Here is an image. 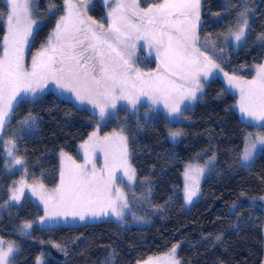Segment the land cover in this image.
I'll return each mask as SVG.
<instances>
[{"label":"trees","instance_id":"trees-1","mask_svg":"<svg viewBox=\"0 0 264 264\" xmlns=\"http://www.w3.org/2000/svg\"><path fill=\"white\" fill-rule=\"evenodd\" d=\"M161 0H158V2ZM63 0H34L33 19L37 26L30 37V50L45 43L58 17ZM77 3L78 0H73ZM148 0H141L147 5ZM247 8L248 26L242 45L230 53L229 71L251 74V67L264 59V0H202L199 35H216L232 27L239 11ZM7 11L0 0V12ZM87 15L107 27L98 3ZM0 17V52L6 25ZM147 68L155 71L156 58L144 41L137 47ZM236 97L225 91L218 79L209 81L202 98L190 112V122L182 125L177 143L167 138L166 119L156 113L155 120L144 124L137 134L132 126L128 139L131 164L138 181H147L152 190L151 203L162 214L144 228H120L112 221L53 228H34L28 239L16 236L14 228L33 221L42 211L24 198L19 205L2 211L0 238L14 239L18 252L11 264H36L41 254L43 264H136L149 256L163 254L178 244L180 264H262L264 255V206L257 200L264 196V147L252 163L240 165L244 137L253 127L244 123L233 109ZM37 119V132L15 137L16 152L23 160L20 168L29 177L41 176L51 187L58 176L56 154L65 152L76 159V148L92 131V115L85 108L57 98L48 92L34 101L15 106L11 122L0 137V210L7 202L6 187L21 171L7 175L3 169L5 139L25 116ZM111 127H117L110 123ZM264 134V127L261 128ZM214 153L215 162L200 187V197L185 210L182 200L181 171L185 163L203 154ZM237 207L230 211V207ZM219 237V239H217ZM50 247L62 253L58 259Z\"/></svg>","mask_w":264,"mask_h":264},{"label":"snow or ice","instance_id":"snow-or-ice-1","mask_svg":"<svg viewBox=\"0 0 264 264\" xmlns=\"http://www.w3.org/2000/svg\"><path fill=\"white\" fill-rule=\"evenodd\" d=\"M6 4L7 11L0 12L6 25L0 52V137L11 122L15 106L29 95L35 97L49 82L74 94L81 104L98 109L100 120L106 119L120 101L135 109L141 97H147L153 105L162 104L173 116L181 115V105L195 100L203 90L201 77L207 79L213 69L220 67L197 47L201 0H148L146 7L141 6V0H111L106 28L87 15V0L77 3L64 0L65 14L59 17L46 44L32 56L30 68L25 66L24 53L36 24L33 0H6ZM247 26L245 9L239 12L238 23L235 29L228 30L225 40L232 37L241 41ZM139 41L154 49L158 61L155 71L144 72L134 63L132 57ZM224 75L228 84L239 90L240 112L250 122H264V65L256 66V76L250 81ZM32 120L29 115L21 123L28 125ZM171 135L175 138L180 133ZM258 146H264V135L249 133L240 157L242 163L252 160ZM15 147L10 139L5 145L6 154L12 157L14 165H22L23 160L14 156ZM80 148L84 152L83 163L61 152L68 163L63 165L62 159L58 186L50 194H41L42 223L59 216L78 217L83 221L86 216L97 217L109 212L123 219L128 201L116 187L117 181L123 182L117 171L123 170L129 184L135 180L123 129L101 136L97 128ZM97 152L104 159L99 174L93 159ZM189 171L199 177L204 168L189 164L185 176L191 179ZM18 184L19 187L11 189L13 201H19L23 194L24 179ZM39 187L43 189L42 184ZM197 190L198 178L192 179V186L185 187L186 203H191ZM32 191L36 194L35 188ZM31 227L26 222L22 230ZM178 247L173 245L169 253L155 261L149 257L144 264H179ZM13 253V243L5 246L0 240V264H11Z\"/></svg>","mask_w":264,"mask_h":264},{"label":"rangeland","instance_id":"rangeland-1","mask_svg":"<svg viewBox=\"0 0 264 264\" xmlns=\"http://www.w3.org/2000/svg\"><path fill=\"white\" fill-rule=\"evenodd\" d=\"M159 2H162V0ZM94 3H98L102 6L104 13H105V18L108 21L107 13L110 10L111 0H87L86 11L89 10L94 5ZM141 6L146 7L147 5H141ZM33 9H34V0H33V4H32V12H33ZM245 9L247 10L246 7H245ZM245 9H243L241 11H244ZM241 11H239V12H241ZM200 12H201V4H200ZM239 12H238V14H239ZM64 14H65V12H64V0H63V2H62V14L61 15H64ZM238 14L236 16V22L232 27H229L225 31L220 32L216 35H209V36L205 35L203 37H200V35H199L200 20H199L198 25H197V34H198L200 39H199V42L197 44V47H199L201 51H204L206 55L210 56L215 61V63H217L220 66L219 69H213L211 71V73L209 74V76L207 77V79H205L204 77H201V80H202L203 89H204L205 85L209 81H211L213 79H218L222 83L225 91H227L228 93H230L236 97V102H235V105L233 106V109L237 112L239 118L244 123H247L253 127L254 130L251 133H253V134L260 133V134L264 135L263 132L261 131V128H262L261 125L264 124V122H261L260 124L250 122L249 119L246 116H244V114H242L240 112L239 107H238L239 100H240L239 90L232 88L228 84L227 78L224 75L225 73H227L228 76L235 75V76H238L239 78H241L242 80H249L250 81V80L254 79L256 76V66L264 65V59H263L261 64L251 67L252 71H251V74L249 76L243 75L242 72L229 71V68H226V67H231V65H230V53H235L239 49V47L242 45L243 40H244V37L239 42L235 41V39L232 37H229L227 40H225V35L228 33V30L230 28L235 29V27L238 23ZM59 17H58V19H59ZM58 19L56 20V23H57ZM247 19H248V14H247ZM56 23H55V25H56ZM55 25H54L53 29L55 28ZM36 26H37V24H35L33 26V30ZM30 37H29L28 45L26 46L25 53H24L25 66L28 68H30V66H31L32 56L37 51H39L41 49V46H42L41 45L40 48H38V49L30 50V48H29ZM46 41L43 45L46 44ZM147 47H148V45H147ZM148 51L150 52V54H152L156 58V53H155L154 49H150L148 47ZM1 52H2V50H1ZM138 54H139L138 49H135L132 59H133L134 63L136 64V66L141 68V70L144 72L151 71L146 66L147 64L145 63V60H144L145 58L143 59L142 58L143 56L142 55L138 56ZM48 92L53 93L59 99L70 101L78 107L85 108L92 115L93 129L89 133V135L81 143H79L77 145L76 159L73 156H71L70 154L64 152L66 154V156H71L77 163H83L84 152L80 148V145L82 143H84V141H86L88 139V137L94 131H97V128H99V135H101V136L108 134V133H111L113 131H120L121 129H123V135H125L127 137V143H128L129 133H130V135H132L131 134L132 132L127 130L126 126H129V125L132 126V129H134L135 132L138 134L142 130L141 122L144 124H147L149 122H153L155 120L157 112H160L166 119L165 122H166L168 140L172 143H177L182 136V125L190 122V116H189L190 112L194 109L196 103L201 100L203 90L201 92L197 93V98L195 100L185 101L184 104L181 105V108H182V114L181 115H173V116H170L168 114L167 110L163 107L162 104L161 105H153L147 97H141L140 101L136 105L135 109H133L131 107V105L127 104L125 101H120V102H118L117 108L106 119L100 120L99 115H98V109H94L92 107V105H90V104H86V103L81 104L79 101L76 100L74 94L67 92V91H63L61 89H58L55 86V84L51 83V82L48 83L47 87H45L42 92H38L35 95V97L29 95L28 97H25V99L22 100L21 102L34 101L35 99L43 96L44 94H46ZM30 116L33 117L34 120L29 121L28 125H23L21 123V121L24 120L25 117H27V116H25L19 123H17L16 130H14L13 132H10V131L7 132V134H10V135L12 134L11 136L13 138L11 140L14 141L15 137L19 138L21 136H32V135L36 134V132H37V119L32 115H30ZM110 123H114L117 127H111ZM128 123H129V125H128ZM173 132H178V133H180V135L173 138L171 135V133H173ZM248 134L249 133H247L245 135V137ZM245 137H244V141H243V147H242L241 154H242L243 148H244ZM8 141H9V139H5V141H2L4 144L3 145L4 147ZM14 143H15V146L17 147L16 141H14ZM16 147L13 150L14 156L20 158V156H18V153L16 152ZM262 147H264V146H258L257 147V150L254 153L252 160H250L246 164L242 163L241 158H239L240 165L244 168L248 167L252 163L255 155L262 149ZM60 154H61V152H58L56 154V160H57V166H58V176L56 178V182L53 186L47 187L45 185L46 182H45V179L43 177H41V176L29 177L26 170H23L22 168H20L22 165H14L12 163V157L7 156L6 151L3 153V159H4L3 169L7 175H12L15 172H18L21 170L22 171H21V173H19V175H17V177L14 180H11L9 185L6 187V194H7L8 199L4 205L5 208H3V210H0V223H1L2 218H3L2 211H5V209L9 206L19 205L24 198H28L31 202H33L35 205H37L38 208L42 211L41 217H44V203L41 200V194L42 193L45 195L50 194L52 192V190L58 186V184L60 182V171L62 168V159H63V165H67V163H68L66 157L62 158ZM241 154H240V157H241ZM213 157H215V155L212 152L210 154H203L199 158L194 160L193 162L185 163L183 165L182 171H181V184H182L183 207L185 210H188L193 205V203L199 199L200 187H201L202 180L204 179L205 175L207 174V172L209 171V169L213 166V164L215 162V159H213ZM93 159H94V162L96 164L97 172L99 174V170L103 168V164H104L103 154L97 152V153H95ZM128 160H129V164H130L131 168H133V166L131 164V157H130L129 151H128ZM209 161H211V163H209ZM189 164L193 165L194 167L204 168L203 174H201V175H199V177H197L195 172L189 171V177H191V179L186 177L185 172L188 169ZM89 169H91V165H89ZM117 175L121 177V180L123 182L117 181L116 187H119L124 192L125 196L127 197V201H128V207L124 210L123 219H117L110 212L108 215L101 214V215H98L97 217L86 216L85 220H83V221H81L78 217L73 218L72 216H68V217L59 216V217H56L54 219H46L42 223L41 217H39L33 221H28V223H31V225H32V227L29 229L22 230V225L26 222L20 223L18 226H16L14 228V232L16 233V236H18L20 238L28 239L34 228L44 229V228H53L56 226L73 227V226L98 223V222H102V221H112L115 224H117L120 228H123V229L124 228H131V227L144 228V227L149 226L152 223L153 219L156 218L157 216L161 215L162 211H163L162 208L152 205V203H151L152 190H151L149 183L147 181H138L136 178V175H135L134 182L129 184L127 181V177L123 176V170L117 171ZM22 178L25 181V184L23 186V194L20 196L19 201H13L10 199L11 189L13 186L19 187L18 182ZM197 178H198L197 193L195 196H193L191 203H186V201H185V187H186V185L191 187L192 186V179H197ZM40 184L43 185V189H41L39 187ZM33 188H35L36 194H33V191H32ZM257 202L260 205L264 206V196L258 198ZM236 207H237V205L230 207V211L234 210ZM263 236H264V221H263ZM0 240H3L5 242V246L7 245L8 242L13 243V245H14V253L13 254H16L18 252V246H17L16 241H14V239L0 238ZM175 245H178V244H175ZM171 248L163 254L149 256V257H152L153 261H155L156 258L164 257L167 253H169ZM177 250H178V248H177ZM49 252L52 255H54L55 257H57L58 259H60V260L62 259L63 255L59 250H57L53 247H50ZM149 257H147L143 261H140L136 264H144V262L147 261ZM176 259L179 261V259L177 258V251H176ZM43 262H44V257L40 254L36 258V264H43ZM161 264H162V262H161ZM179 264H180V261H179ZM262 264H264V255H263Z\"/></svg>","mask_w":264,"mask_h":264}]
</instances>
